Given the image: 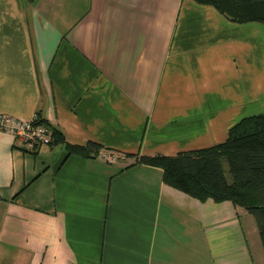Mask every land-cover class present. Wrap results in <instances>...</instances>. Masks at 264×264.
Returning <instances> with one entry per match:
<instances>
[{"label":"crops","instance_id":"obj_1","mask_svg":"<svg viewBox=\"0 0 264 264\" xmlns=\"http://www.w3.org/2000/svg\"><path fill=\"white\" fill-rule=\"evenodd\" d=\"M263 110V23L194 0H0V114L101 145L34 153L0 130V264H256L251 214L139 157L211 147Z\"/></svg>","mask_w":264,"mask_h":264},{"label":"trees","instance_id":"obj_2","mask_svg":"<svg viewBox=\"0 0 264 264\" xmlns=\"http://www.w3.org/2000/svg\"><path fill=\"white\" fill-rule=\"evenodd\" d=\"M194 1L213 6L233 22L264 24V0ZM34 115L36 123L49 128V144L64 143L67 154L97 155L101 148L92 141L85 145L69 144L58 128L47 124L38 112ZM139 161L161 168L166 184L200 201L229 200L251 214L264 256V110L240 119L228 129L222 142L211 147L182 151L173 156H140Z\"/></svg>","mask_w":264,"mask_h":264},{"label":"built area","instance_id":"obj_3","mask_svg":"<svg viewBox=\"0 0 264 264\" xmlns=\"http://www.w3.org/2000/svg\"><path fill=\"white\" fill-rule=\"evenodd\" d=\"M36 116L29 119H19L9 115L0 114V130L13 134L20 139L28 150L35 149L43 144H49L50 131L43 123H36ZM102 156L111 160L110 153Z\"/></svg>","mask_w":264,"mask_h":264},{"label":"rangeland","instance_id":"obj_4","mask_svg":"<svg viewBox=\"0 0 264 264\" xmlns=\"http://www.w3.org/2000/svg\"><path fill=\"white\" fill-rule=\"evenodd\" d=\"M247 231H248V229H247ZM248 240L251 244L254 261L256 264H259V257H260V256H258L259 253H261L262 258L264 259L260 238L258 237V235H257V237L251 236L250 232H248Z\"/></svg>","mask_w":264,"mask_h":264}]
</instances>
